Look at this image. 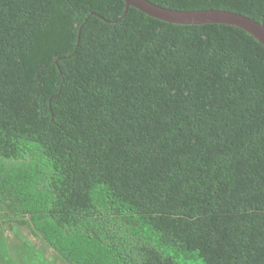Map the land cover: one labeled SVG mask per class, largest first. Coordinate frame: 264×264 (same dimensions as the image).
<instances>
[{
	"label": "trees",
	"instance_id": "trees-1",
	"mask_svg": "<svg viewBox=\"0 0 264 264\" xmlns=\"http://www.w3.org/2000/svg\"><path fill=\"white\" fill-rule=\"evenodd\" d=\"M149 1L264 25V0ZM0 264H264V47L123 0H0Z\"/></svg>",
	"mask_w": 264,
	"mask_h": 264
},
{
	"label": "water",
	"instance_id": "water-1",
	"mask_svg": "<svg viewBox=\"0 0 264 264\" xmlns=\"http://www.w3.org/2000/svg\"><path fill=\"white\" fill-rule=\"evenodd\" d=\"M123 1L125 3V11L131 6L152 18L169 24H225L235 26L249 33L264 47V25L241 13L225 9H170L154 4L149 0Z\"/></svg>",
	"mask_w": 264,
	"mask_h": 264
},
{
	"label": "rangeland",
	"instance_id": "rangeland-1",
	"mask_svg": "<svg viewBox=\"0 0 264 264\" xmlns=\"http://www.w3.org/2000/svg\"><path fill=\"white\" fill-rule=\"evenodd\" d=\"M23 233L30 239L32 240L33 242H37V243H40L38 239H36L35 237H33L32 235H30L29 233H27L26 230H23Z\"/></svg>",
	"mask_w": 264,
	"mask_h": 264
}]
</instances>
